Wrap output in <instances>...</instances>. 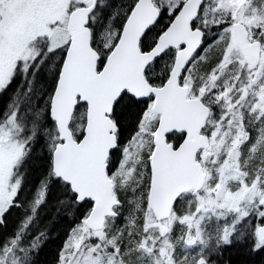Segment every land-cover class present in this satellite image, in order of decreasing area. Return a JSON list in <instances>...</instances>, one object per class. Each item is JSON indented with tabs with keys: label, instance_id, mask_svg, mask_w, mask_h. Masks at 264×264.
Segmentation results:
<instances>
[{
	"label": "snow or ice",
	"instance_id": "6c2138e0",
	"mask_svg": "<svg viewBox=\"0 0 264 264\" xmlns=\"http://www.w3.org/2000/svg\"><path fill=\"white\" fill-rule=\"evenodd\" d=\"M0 264H264V0H0Z\"/></svg>",
	"mask_w": 264,
	"mask_h": 264
}]
</instances>
